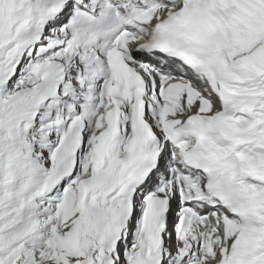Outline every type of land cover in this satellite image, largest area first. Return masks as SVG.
<instances>
[{"label":"snow or ice","instance_id":"obj_1","mask_svg":"<svg viewBox=\"0 0 264 264\" xmlns=\"http://www.w3.org/2000/svg\"><path fill=\"white\" fill-rule=\"evenodd\" d=\"M0 264H264V0H0Z\"/></svg>","mask_w":264,"mask_h":264}]
</instances>
